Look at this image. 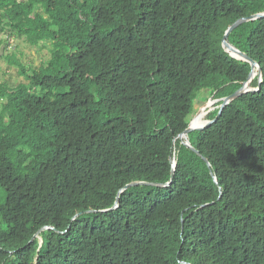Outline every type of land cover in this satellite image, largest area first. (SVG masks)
I'll list each match as a JSON object with an SVG mask.
<instances>
[{"label": "trees", "instance_id": "obj_1", "mask_svg": "<svg viewBox=\"0 0 264 264\" xmlns=\"http://www.w3.org/2000/svg\"><path fill=\"white\" fill-rule=\"evenodd\" d=\"M258 13L264 0H0V58L9 40L48 50L33 67L15 45L21 80H0V264H264V17L226 39L259 89L191 131L195 151L177 137L196 100L247 81L222 38Z\"/></svg>", "mask_w": 264, "mask_h": 264}, {"label": "water", "instance_id": "obj_2", "mask_svg": "<svg viewBox=\"0 0 264 264\" xmlns=\"http://www.w3.org/2000/svg\"><path fill=\"white\" fill-rule=\"evenodd\" d=\"M262 17H264V13H258V14H254V15H251V16H248V17H243V18H240V19L236 20L234 23H232V24H231L230 26H228V28L226 29L225 34H224V36H223V38H222V46H223L224 48H226L227 51L230 52V55H231L232 57L237 58V59H241V60H245V61L249 62V63L251 64V72H250V75H249L247 81H245V82L242 84V86H241L238 90H236L233 94H230V95H228V96H226V97H223V98H221V99H215V100H212L211 102H208V104H207L206 106H209V105H212V104H214V103L220 102L218 113H217L216 117H215L213 120H206L205 123H204L202 126H200V127H192V126H191V123L194 121V119H195L196 116L198 115V113H199V110H198V112L195 114V116H194V117L192 118V120L189 122L187 128H186L181 134H179V135L177 136L179 139H183V140H184L183 143H184L187 147H190L192 150L195 151V149L190 145V142H189V140H188V134H189L191 131H193V130H203L204 128H206L207 126H209L210 124H212L214 121L217 120V118L221 115V113H222L224 107H225L230 101H232L233 99H235V98L241 96V95L244 94V93H247V92H254V91H256V90L259 89L258 87H257V88H251V87H249V85H250V83H251V81H252V79H253V77H252L253 72H254L255 70H257L256 73H255V75H256L257 73L259 74V76H258V85L261 83V69H260L258 63H256L253 59H251V58H250L248 55H246L245 53H243V52H241L240 50H238L237 48H234L233 46H231V45L227 42L226 39H227L228 35H229V34H230V33H231V32H232V31H233V30H234L239 24H241V23H243V22H246V21H250V20H255V19H258V18H262ZM205 108H206V107H204L203 109H205ZM208 111H209V110H208ZM208 111H206V113H207ZM174 169H175V161H173L172 176H173V171H174ZM172 176H171V177H172ZM138 184H145V183H144V182H133V183H129V184H126V185L124 186L123 189H126V188L129 187V186L138 185ZM167 184H168V183H166L165 185H167ZM123 189H121V190L119 191V193H121ZM117 199H118V198H117ZM117 205H118V202L116 201V205H115V206H117ZM45 228H46V227L42 228L41 230H43V229H45ZM47 228H48V227H47ZM41 230H40V231H41ZM36 235H37V234H36Z\"/></svg>", "mask_w": 264, "mask_h": 264}, {"label": "rangeland", "instance_id": "obj_3", "mask_svg": "<svg viewBox=\"0 0 264 264\" xmlns=\"http://www.w3.org/2000/svg\"><path fill=\"white\" fill-rule=\"evenodd\" d=\"M44 43H47V42H44ZM15 45L18 46V51L22 52L21 55L20 54L18 55L20 59L25 64H28L29 66H33V67H37L38 65H40L41 59L43 58V56H45V54L48 51L47 48H42L38 50L37 46L36 47L33 46V49H32V47H30L24 42L15 43L14 41L9 40L5 46L4 55L10 56V57L7 58L4 56L0 58V80L3 82H6L7 84H9V86L16 85L18 81L21 80V77L18 74L19 71L17 67L15 66V64H10L9 62L12 58V54L16 52V50H14ZM2 48H4V46ZM18 51L17 53H20ZM198 97L203 98L204 96L199 94ZM209 101H210V98L205 103H201L199 100H196L194 107H193L194 110L191 115V119L194 117L196 112L200 109H203L208 104ZM204 119H205V116H204Z\"/></svg>", "mask_w": 264, "mask_h": 264}, {"label": "clouds", "instance_id": "obj_4", "mask_svg": "<svg viewBox=\"0 0 264 264\" xmlns=\"http://www.w3.org/2000/svg\"><path fill=\"white\" fill-rule=\"evenodd\" d=\"M256 71H257V70H256ZM256 71H255V72H256ZM214 100H215V99H214ZM211 101H212V99H210L209 102H211ZM217 103H220V102H217ZM214 104H216V103H214ZM214 104L209 105V106H205L206 108L203 109V110L205 111V112H204V115H206V114L208 113V112L206 113V111L211 110V108H213ZM199 111H200V110H199ZM197 112H198V111H197ZM197 112H196V113H197ZM194 116H195V115H194ZM191 120H192V119H191ZM191 120H190V121H191ZM205 120H206V119H205ZM182 140H183V139H182ZM183 141H184V140H183Z\"/></svg>", "mask_w": 264, "mask_h": 264}, {"label": "bare ground", "instance_id": "obj_5", "mask_svg": "<svg viewBox=\"0 0 264 264\" xmlns=\"http://www.w3.org/2000/svg\"><path fill=\"white\" fill-rule=\"evenodd\" d=\"M199 114H200V113H198V115H197V116H199ZM202 121H203V123H205V121H204V120H202ZM194 123H195V119H194V121L191 123V126H192V127H198V126H195V125H194Z\"/></svg>", "mask_w": 264, "mask_h": 264}]
</instances>
